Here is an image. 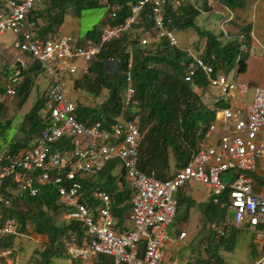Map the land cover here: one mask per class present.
Wrapping results in <instances>:
<instances>
[{"label": "built area", "instance_id": "built-area-1", "mask_svg": "<svg viewBox=\"0 0 264 264\" xmlns=\"http://www.w3.org/2000/svg\"><path fill=\"white\" fill-rule=\"evenodd\" d=\"M46 1L0 0L5 6L0 12V36L15 35L13 44L20 50L16 59L19 66L9 75L6 94L15 97L17 86L24 81L25 55L44 65L50 82L42 109L43 130L22 154L0 156V240L21 233L17 218L3 216L2 207H13L15 200L22 207L21 199L26 192L36 197L42 185L51 183L68 208L69 221L81 224L84 231L82 237L71 233L63 238L68 264L75 261L94 264L101 255L111 257L113 264H183L170 253L171 245L179 244L186 237L185 231L174 234L170 230L178 209L172 193L188 184L200 183L210 189L215 203L227 195L228 200L222 206L226 209L228 229L243 225L254 228L262 247V256L255 264H264V87L254 86L248 100L247 82L228 81L224 72H215L201 53L187 51L191 58L185 80L191 81L202 70L209 87L218 88L221 96L228 98V104L216 109L215 120L183 167L166 179L157 178L154 171L146 174L138 168L143 138L138 117L126 118L122 114L113 131L107 130L101 121L92 125L82 122L76 112L79 103L67 97L66 79L77 72L82 77L90 75L91 65L102 48L129 31L134 36L139 33L142 45L164 40L179 48V37L171 28L167 14L169 9H177L189 0H130L127 2L130 15L117 24L112 23L117 17V7L113 6L111 15L99 28L98 40H86L84 44L70 34L53 39L39 37V20L32 13ZM225 22L223 19L221 27L228 37ZM236 38L241 49L239 59L249 45L244 33ZM76 59L82 63L78 64ZM108 62L116 66L118 61ZM125 77L123 110L135 94L131 70L125 72ZM57 143L63 145L54 148ZM112 159L122 162L125 177L134 189L129 227L119 228L112 210L114 200L108 191L97 189L93 193L98 202L95 205L82 202L86 195L82 180ZM231 171L235 173L234 178L225 181L222 176ZM7 179L11 184L4 191ZM255 184L261 185L260 191H254ZM225 232V228H218L219 235ZM14 254L13 247L0 248V256Z\"/></svg>", "mask_w": 264, "mask_h": 264}, {"label": "trees", "instance_id": "trees-1", "mask_svg": "<svg viewBox=\"0 0 264 264\" xmlns=\"http://www.w3.org/2000/svg\"><path fill=\"white\" fill-rule=\"evenodd\" d=\"M108 1L110 7L106 16L111 15V7H117V17L112 21L113 24L123 22L130 15L131 9L127 5L130 0ZM131 1L135 2L136 0ZM68 2H72L78 12L87 5H101L99 0H48L44 2L32 13L34 19L42 22L37 29L39 37L53 39L57 36V27L63 23L64 16L68 13ZM190 2L176 10L169 9L167 18L170 19L172 29L196 28L195 19L199 11L195 10L194 5ZM222 2L228 8L235 9L244 8L246 0H222ZM4 9V4L0 2V12ZM180 9L183 14L178 13ZM182 15H185L184 18ZM199 30L201 37L205 38L202 55L205 61L213 65L215 72L224 71L233 63L239 65L240 72L245 71L246 56L242 55L238 59L240 47L235 38H230V40L227 38V41L224 42L209 29ZM138 36L139 33L134 36V33L129 31L121 38L104 46L98 58L91 65L90 75L86 76L84 81H76L75 85L79 86L84 94L90 92L93 97H99L102 92L105 93V99L101 104L94 106L89 103L80 104L76 111L77 117L89 125L101 121L107 130L113 131L114 125L118 122L117 118L122 112L123 94L126 87L125 72L128 69L131 70L135 94L124 115L128 118L138 117L140 129L144 133L139 149L138 167L148 174L155 171L156 177L166 173L171 175L170 161L174 159L177 168L183 167L188 162L192 152L197 149L203 138L205 130L215 119L216 109L220 108L222 103L217 101L215 107L211 108L203 102L202 97L210 87L202 70L197 72L191 81L185 80L187 65L191 58L188 52L170 46L164 40L142 45ZM98 37L99 26L88 31L86 37L80 42L84 43L85 39L95 42ZM110 59L118 62L116 66L107 69L106 62ZM39 65L37 62L35 68H40ZM31 70L32 68L24 72L25 79L17 86L16 95L20 106L28 100L34 87ZM199 88H202V91ZM0 94H5V92L0 91ZM45 101L41 96L26 113L22 125V131L26 136L15 147L11 142H8V145L11 143L9 145L11 149H6L2 154L6 158L18 154L17 151L22 146L30 148L33 137L43 130L45 122L41 111L45 107ZM2 108L0 104V112ZM62 145V143H57L54 148H60ZM151 167L154 168L151 169ZM121 172V178L124 179V169ZM102 181L105 182L101 183ZM97 182L102 186L97 185L96 189L112 193V185L116 183V176L111 177L110 174L106 178H98ZM6 183L4 191H7V185L11 184L9 179ZM82 183L87 201L90 204H95L96 202L91 196L92 191L89 190L90 183L93 185L95 183L89 180H82ZM58 197L55 185L49 183L40 187V192L36 197L26 195L23 209L18 200L14 201L15 206L13 205V207H2L3 216L17 218L22 232L27 231L28 224H34L37 231L49 236V242L40 252L42 258L33 264H53L52 258H56V255H59L61 251L59 246L61 235L65 234L64 236L69 237L71 233L78 232L79 237H82L84 234L81 224L70 222L58 226L48 216V211L59 208ZM118 198L121 200V197ZM84 200L85 196L82 198V201ZM227 200L228 197L225 194L221 196L219 203H215L210 198L206 203L200 204L204 210L206 223L209 224H207V245L204 249L207 257L199 254L189 259L186 264H225L224 259L217 252L218 242L219 240L223 241L225 235H219L217 228L225 227L226 209L222 203ZM183 201H188L189 206L195 202L191 197H186L182 201H178V206ZM25 205L29 207L28 210H25ZM44 207L48 209H44ZM113 211L121 224L126 219L123 212L119 213L117 206L113 208ZM15 237L14 235L3 237L0 240V248L10 247ZM62 244H64L63 241ZM94 264H113V259L110 261L108 256L101 255Z\"/></svg>", "mask_w": 264, "mask_h": 264}, {"label": "rangeland", "instance_id": "rangeland-1", "mask_svg": "<svg viewBox=\"0 0 264 264\" xmlns=\"http://www.w3.org/2000/svg\"><path fill=\"white\" fill-rule=\"evenodd\" d=\"M67 12L68 14L66 15L62 31L63 33H68L71 36L75 37L76 39L81 40L86 36L88 31L96 29L99 25L101 26V23L106 13L108 12V7L105 5H87L82 7L81 10L78 12L77 7L72 2H68ZM107 17L108 16H106V18ZM219 19L220 18L217 19V17H214L212 19L211 25L213 26V32L217 33V35L221 39H225V33L221 25H219L220 23ZM41 23L42 22H40V24ZM225 28H227V26ZM228 35H230L229 31H228ZM197 44H198V46L196 45L197 50H201L204 46L201 42ZM193 48L195 49V45H193ZM239 51L240 53L238 54V57L241 54V49ZM259 51L260 50L256 49V52L254 53L259 54L260 53ZM247 55L248 52L243 54V56H247ZM25 57L26 60L29 63H31L32 61L31 58L28 55H25ZM76 62L78 64L82 63L81 59H76ZM255 64L260 67L259 71L256 68V65H254L251 68V70H249V72L245 71L240 73L241 77L239 78L240 80L242 79L247 80V83L249 85L248 100H250L252 97L254 86L259 84L260 86L264 87V52L263 54H259L258 58H256L255 60ZM111 67H113V65L110 62H108L106 64V68L111 69ZM238 67L239 65L233 63L232 65L229 66L228 69L226 68V70L223 71L228 81H233L235 79L237 75L236 73L238 72ZM246 73H248V75H246ZM45 76L38 75L33 77L34 88L32 95H30L29 97V99L32 102L33 100L36 101L38 97L45 92L46 88L50 87V82L47 79V76L46 77ZM79 77L81 76L79 73H77L76 75H70L66 79V84L68 85L67 97L72 101H74L76 104L79 103V105L82 103H89L93 106L100 104L98 102L100 101V99L102 100V96L100 97L91 96L90 99H86L84 91L82 89L78 90L79 86L75 85L76 81L77 80L84 81L83 78H79ZM4 84L6 85L5 82ZM8 85H9V80H8ZM199 90L202 91V88H199ZM5 96L6 98H3L2 101L10 108H8L7 110L8 118L7 116L3 115L1 116L0 119L1 121L0 130H2V132H0V137L2 138V140L6 138L7 134H10V130L12 129V124L20 122L24 113H26L28 106L27 103L24 106L22 113L16 108L18 96L16 95L15 97H13V99L10 98L8 95ZM219 96H221V94L219 93V89L216 87H212V88L210 87L209 91L202 97V100L205 104L206 103L211 104L210 107L212 108L215 107L216 105L215 100L218 99ZM1 98L2 97L0 96V99ZM221 103L222 106L227 105L228 98L221 96ZM2 140L0 141V145L3 143ZM170 167L172 171L171 173L173 174L175 172V169L177 168L175 166L174 159L170 161ZM152 168L154 167H151V169ZM234 174L235 173L231 171L229 173L224 174L222 178L225 179V181H230L234 178ZM171 175H169V173H166L165 175H158L157 177L160 179H165L170 177ZM126 183H127L126 186H129L128 182ZM207 189L208 188L206 186L196 183L193 189L190 188L187 190L184 188H180L178 190H174L172 196L177 201H182V199H185L186 197H190L191 194L196 190H201L206 193ZM260 189H261L260 184L254 185V191L257 192L260 191ZM198 203L200 204L201 202L197 201V203L194 202L191 206H189L188 201H183L178 206L175 220L170 227V230L175 233H178L181 229H184L187 232V236L185 237V239H183V241L180 242L175 247V249H173L174 251L172 252L174 256L180 260L181 263H185L192 257H196L199 254H203L205 257H207L204 249L207 245L206 236L208 235V227H207L208 223H206L204 210ZM28 208L29 207L25 205V210H28ZM2 215H3V211H2ZM48 216H50L49 211H48ZM233 216H234L233 212H231L230 220L232 221H233ZM253 229H254L253 227H250L248 225H243L238 228L232 226L228 231L225 232L226 235L224 236L223 241L219 240L218 242L219 244L217 251L219 255L224 259L225 264H255L256 261L262 256V250H261L262 247L261 244L257 241L256 233ZM64 235H61V239H60L61 241L59 244V246L61 247L60 248L61 251L59 252V255L57 254L56 258H52L53 264L59 261L58 259L59 257L60 260H62L63 262L67 258L65 254V249L62 244ZM30 241L31 239L29 238L27 239L23 235L15 237L11 246L16 249L17 251L16 254L19 256V259L15 260L14 256L0 257V264H8V261L10 263L14 262V264L16 263L33 264L35 261L39 262V260L42 258L40 252L44 249L45 246L43 247V246L32 245ZM109 260L112 261L111 257H109Z\"/></svg>", "mask_w": 264, "mask_h": 264}, {"label": "crops", "instance_id": "crops-1", "mask_svg": "<svg viewBox=\"0 0 264 264\" xmlns=\"http://www.w3.org/2000/svg\"><path fill=\"white\" fill-rule=\"evenodd\" d=\"M189 1H191L190 3L194 5L193 6L194 9L199 11V14L195 19L196 28H187V29H181V30L180 29L177 30L176 28L174 29L175 32L179 36L180 49H182L186 52L189 51V52H193V53H197V54H199V53L202 54L203 48L201 50H197V48H196V45L199 42H201L202 44H205V38L201 37L199 29H209V30L213 31V26L211 25V23H212V19L214 17H217V19L220 18L219 19L220 20L219 25H221V22L223 19H226V22L224 23V28L227 26V28H225V29L227 32L229 31L230 35H228V37L225 36V39H222V40L224 42H226L227 38L230 39L231 37H234L236 39L237 43L239 44V47H240V43L236 37L240 33H244L246 35V40H247V44L249 45V48L247 51L248 55L246 56V69H245V71L249 72V70H251V68L254 65H256L255 64L256 58H258L259 54H263V52H264V0H246L244 8H235V9L228 8L226 5H224L222 0H194V1L189 0ZM99 3L101 5L107 6L108 8L110 7V6H108V4H109L108 0H99ZM186 6H190V5H186ZM174 10H176V9H174ZM182 12H183L182 9H180L178 13L183 14ZM66 15L64 16V21H65ZM183 16H185V15H182V18H184ZM107 18L105 15L101 25H103L106 22ZM64 21L61 25H59L57 27L58 28L57 29L58 30V33H57L58 36L63 35V34H68V33H63V31H62V28L64 26ZM40 22H41V20H40ZM99 28H100V25H99ZM15 40H16V36L13 34H10V33H7L5 35L0 36V91L5 92V94H0V96L2 97L0 99V104L3 107L1 109V112H0V119H1V116H3V115L7 116V110H8V108H10L8 105L3 103V101H2L3 98H6L5 95H7L6 90L9 87V85H8L9 75L14 71L16 66H19V63H17L16 59L20 55V50H18L16 47H14L13 43ZM193 45H195V49L193 48ZM256 49L260 50L259 54L254 53V52H256ZM23 59H24V66H25L24 72H26L32 68V70L30 71L31 76H33V77H35V75L36 76H38V75L45 76L46 71H45L43 64L38 62V64H40L39 65L40 68H35V65H37V62L32 60L31 63H29L26 60L25 56ZM256 68L259 71L260 67L256 65ZM107 69H110V68H107ZM221 71H223V70H221ZM245 71L240 72L238 70V72L236 73L237 75L235 77V80L247 82V80H244V79L240 80L239 79L241 77L240 73L245 72ZM79 74L81 76L80 72H79ZM246 75H248V73H246ZM79 78H81V77H79ZM247 78H248V76H247ZM24 79H25V73H24ZM4 82L6 83V85L4 84ZM48 88H46L45 92H47ZM32 93H33V89L31 91L30 95H32ZM85 95H87L86 99H90L91 96H93V95H91L90 92H89V94L85 93ZM41 96H43V94L40 95L38 98H40ZM100 96H102V100L100 99V101L98 103L101 104L105 99V93L102 92V94H100ZM103 96H104V98H103ZM217 101H221V98L219 97L218 99L215 100V102H217ZM34 102H35L34 100L32 102L28 98V100L22 106H20V105H18V100H17V107L16 108L23 113L22 110L24 109V106L28 103L27 110H26V113H27L32 108ZM206 104L208 106H211V104H208V103H206ZM2 111H3V113H2ZM26 113H24L20 122L12 124V129L10 130V134H7V136L4 140H2V138L0 137V141L1 140L3 141V143L0 145V156L3 154V152L6 149H8V148L11 149V147L9 146L11 143H12L13 147H15L18 142L19 143H20V141L22 142L23 139L25 138L24 136H26V135H24V132L22 131V125L24 123ZM43 113L44 112L42 111L41 116L43 115ZM121 114H122V112H121ZM7 118H8V116H7ZM210 124H209V126H210ZM209 126H208V128H209ZM207 129L205 130V132L203 134L204 136L201 139L200 143L203 141ZM0 132H2V130H0ZM33 139H34V137H33ZM8 142H11V143L8 145ZM15 142H16V144H15ZM32 142H33V140H32ZM200 143H199V145H200ZM27 149H29V148H25L24 146H22L18 149L17 153L22 154ZM121 171H122L121 163L119 161L117 162V160L116 161L112 160V161L108 162L104 168L97 170L94 173L86 176V178L84 180L93 181L95 183L94 185L92 183H90V187H89V190L92 191V194H93V192L97 188V185L102 186L101 183L105 182V181H102L101 183L97 182L98 178L103 179V178L108 177L110 174H111V177L116 176V183L112 185V187H113L112 194H113L114 204H115V206L118 207L119 213L123 212V215L126 218L121 224L119 223V228H124V227L131 226V222L129 220V212H130V207H131V198L133 196L134 189L130 185L126 186L127 185L126 181L121 178L122 177ZM91 179H93V180H91ZM195 184L196 183L188 184L186 187H184V189H187V190L190 188L193 189ZM208 189H207L206 193L201 191V190H196L191 194L190 197L192 199H194L196 203H197V201H200L201 203L204 204L210 198H212L211 193H210V189L209 190ZM26 195H28L27 192L24 194L23 198L21 199L22 202L24 201ZM85 197H87V196L85 195ZM118 197H121V200H119ZM117 198H118V202H117ZM57 204L59 205V208L57 210H50L49 211L52 221L58 226H62V225L70 223V221L66 215L68 208L64 205L63 199H60V197H58ZM44 209H48V208L44 207ZM225 222H226V218L224 221V225H225ZM33 225L28 224L27 225V227H28L27 231H23L22 235L27 239L28 238L31 239L30 243L32 245L44 247L49 242V236L47 234H44V233L37 231ZM220 227H223V228L226 227L225 228L226 231H228L230 229V228L229 229L227 228V225H225V227L224 226H220ZM218 228H217V232H218ZM181 231H185V230L181 229L179 232H181ZM172 233L178 234L175 232H172ZM224 235H226V233ZM224 235H222V236H224ZM186 236H187V232H186ZM177 245L178 244H172L170 247V253L173 257H175V256L172 252L174 251L173 249H175V247ZM58 259H59V261L56 262L55 264H68V258H66L64 260V262L62 260H60V257ZM12 263L14 264V262L10 263L8 261V264H12ZM186 263L187 262H185L183 264H186ZM16 264H18V263H16ZM73 264H79V262L75 261V262H73Z\"/></svg>", "mask_w": 264, "mask_h": 264}, {"label": "clouds", "instance_id": "clouds-1", "mask_svg": "<svg viewBox=\"0 0 264 264\" xmlns=\"http://www.w3.org/2000/svg\"><path fill=\"white\" fill-rule=\"evenodd\" d=\"M35 11H36V10H35ZM33 12H34V11H33ZM39 24H40V21H39ZM39 24H38V25H39ZM63 35H64V34H63ZM177 35H178V34H177ZM60 36H61V35H60ZM56 37H59V36L57 35ZM56 37H55V38H56ZM72 37H73V36H72ZM178 37H179V36H178ZM73 38H74L76 41H78L79 43H81L80 40L76 39L75 37H73ZM82 39H84V38H82ZM85 41H86V39H85ZM84 43H85V42H84ZM84 43H81V44H84ZM176 48H177V47H176ZM179 48H180V46H179ZM242 55H243V54H242ZM240 58H241V57H240ZM106 64H107V63H106ZM44 68H45V67H44ZM111 68H112V67H111ZM77 73H79V72H77ZM77 73H76V74H77ZM46 76H47V75H46ZM87 76H88V75H87ZM85 77H86V76H83V77L81 76V78H83V79H84ZM67 78H68V77H67ZM47 79H48V76H47ZM48 80H49V79H48ZM67 86H68V85H67ZM78 90H81V88L79 87ZM124 92H125V91H124ZM46 93H47V92L43 93V96H42L45 100H46V98H45V94H46ZM123 106H124V94H123ZM127 108H128V107H127ZM217 109H218V108H217ZM125 111H126V109L123 110V107H122V114H124ZM122 114H121V115H122ZM121 115H120V116H121ZM124 116H125V115H124ZM125 117H126V116H125ZM119 118H120V117H118L117 120H119ZM126 118H128V117H126ZM102 124H103V123H102ZM140 130H141V129H140ZM142 133H143V132H142ZM143 136H144V133H143ZM141 142H142V141H141ZM140 145H141V144H140ZM139 149H140V147H139ZM138 159H139V155H138ZM112 160H118V161L121 163V165H122V170L124 169V171H125V168L123 167V164H122V162H121L119 159H112ZM112 160H110V161H112ZM110 161H108V162H110ZM108 162H106V163L103 165V167H101L100 169L104 168L105 165H106ZM138 168H139V167H138ZM100 169H99V170H100ZM139 169H140V168H139ZM140 170H141V169H140ZM141 171H142V170H141ZM142 172H144V171H142ZM144 173H146V172H144ZM146 174H148V173H146ZM155 174H156V173H155ZM124 179H125L126 182H128L125 176H124ZM128 184L130 185L129 182H128ZM130 186H131V185H130ZM96 190H97V189H96ZM96 190H95V191H96ZM95 191H94V192H95ZM94 192H93V193H94ZM109 193H110V192H109ZM27 194H28V193H27ZM110 194L112 195V198H113V194H112V193H110ZM28 195H29V194H28ZM29 196H30V195H29ZM91 196H93V194H92ZM31 197H32V196H31ZM93 198H94V197H93ZM94 200H95V199H94ZM82 202H86L87 204H90V203L87 201V198H86V200H84V201H82ZM95 202H96L95 204L98 203L96 200H95ZM22 203H23V204H22V208H23V206H24V201H23ZM95 204H93V205H95ZM113 204H114V203H113ZM91 205H92V204H91ZM114 207H115V204L113 205V208H114ZM112 210H113V209H112ZM113 214L115 215L114 211H113ZM115 217H116V219L118 218L116 215H115ZM118 219H119V218H118ZM118 219H117V221H118V226H119V220H118ZM27 228H28V227H27ZM74 233H75V232H74ZM77 234H78V233H77ZM21 235H22V231H21V233H20L19 235H17L16 237L21 236ZM78 235H79V234H78ZM64 237H65V236H64ZM63 243H64V241H63ZM10 247H12V246H10ZM63 247H64V244H63ZM64 249H65V247H64ZM16 252H17V251H16ZM65 254H66V251H65ZM13 256H14V258H15V257L18 256V255H17V254L11 255V257H13ZM66 256H67V255H66ZM0 257H3V256H0ZM9 257H10V256H9ZM18 257H19V256H18ZM99 257H100V256H99ZM67 258H68V257H67ZM18 259H19V258H18ZM18 259L15 258V260H18ZM98 259H99V258H98ZM97 261H98V260H97ZM97 261H96V262H97Z\"/></svg>", "mask_w": 264, "mask_h": 264}, {"label": "bare ground", "instance_id": "bare-ground-1", "mask_svg": "<svg viewBox=\"0 0 264 264\" xmlns=\"http://www.w3.org/2000/svg\"><path fill=\"white\" fill-rule=\"evenodd\" d=\"M232 35V34H231ZM230 40V39H229ZM231 40H234V39H231ZM220 97V96H219ZM220 102V101H219ZM218 107V106H217ZM220 107V106H219ZM222 107V106H221ZM204 127V126H203ZM211 197H212V195H211Z\"/></svg>", "mask_w": 264, "mask_h": 264}]
</instances>
